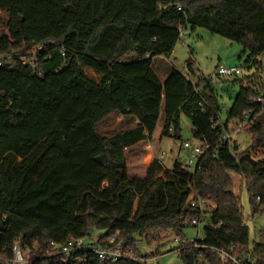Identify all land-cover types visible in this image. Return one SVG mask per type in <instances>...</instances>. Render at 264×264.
I'll return each mask as SVG.
<instances>
[{"label": "trees", "instance_id": "1", "mask_svg": "<svg viewBox=\"0 0 264 264\" xmlns=\"http://www.w3.org/2000/svg\"><path fill=\"white\" fill-rule=\"evenodd\" d=\"M0 11V262L18 242L33 264H61L48 244L93 232L115 236L135 258L150 257L140 243L160 256L168 238L187 241L195 192L214 208L199 247L177 253L182 264H222L213 250L230 245L264 264V234L251 236L232 178L251 217L264 216V159L255 158L264 154V0H0ZM180 28L242 49V76L215 81L240 87L224 121L211 77L198 79L191 58L164 82L156 75L154 60L172 56ZM112 115L133 126L102 136L97 127ZM181 119L204 147L192 171L154 160L144 178H129L128 155L159 120L161 137L180 139ZM218 122L226 130L245 123L240 147L220 141Z\"/></svg>", "mask_w": 264, "mask_h": 264}, {"label": "rangeland", "instance_id": "2", "mask_svg": "<svg viewBox=\"0 0 264 264\" xmlns=\"http://www.w3.org/2000/svg\"><path fill=\"white\" fill-rule=\"evenodd\" d=\"M7 15L5 12L0 11V36L4 33V22ZM184 45H183V43ZM189 48L192 51V57L189 54ZM242 49L235 43L230 42L216 34H212L204 29H196L186 39H181L174 49V55L170 58V63L173 68L178 72H183L185 63L191 58L194 62V67L198 73H202L205 78L213 77L217 66L229 67L240 66L239 56ZM160 62H157L159 64ZM163 62H161L162 64ZM156 64L154 63V66ZM163 65V64H162ZM154 68V67H153ZM168 67H165L167 69ZM170 68V67H169ZM168 68V70H169ZM156 69V67H155ZM87 76L93 77L91 72L86 71ZM159 80L164 78L163 73L156 72ZM196 78L193 79V82ZM212 79L213 88L218 94V103L222 109L219 114L221 121L225 119V111L228 109L232 101L239 90V84L218 83ZM133 124H127L122 121V118L118 115H112L102 124H99L97 129L102 136H112L114 133L128 129ZM162 122L159 120L157 127L150 140L146 141L142 145L137 146V150H133L127 157V174L129 178L142 179L145 177L146 170L150 163L157 160L167 171L172 170L175 162L185 164L189 157L196 156L194 149L198 145V141L193 139L190 126L185 119H181V133L180 139H174L172 137H161ZM244 135L240 138L243 142ZM188 142L190 149L183 148V144ZM256 159H264V154L255 155ZM192 159V158H190ZM197 158L192 159V165L190 168H194ZM236 183L235 193L238 195L242 213L245 219V224L249 228L251 236L255 234L254 241H260V235L264 234V216L256 215L251 217L248 207V197L244 186L239 185L240 178L232 176ZM205 223H202L198 228L185 227L182 229L183 236L187 241L195 240L196 238H203V229ZM94 232V235H97ZM173 238H168L164 244V250L161 251V255L152 258L151 253L155 254L158 251L156 246H146L143 243L138 245L141 255H149V258H145L142 263L146 264H182L177 252L165 253L169 251V247H172Z\"/></svg>", "mask_w": 264, "mask_h": 264}, {"label": "built area", "instance_id": "3", "mask_svg": "<svg viewBox=\"0 0 264 264\" xmlns=\"http://www.w3.org/2000/svg\"><path fill=\"white\" fill-rule=\"evenodd\" d=\"M177 10L180 11V8L177 7ZM179 36L181 39L187 38V32L185 29H179ZM184 45V43H183ZM46 46H37L33 48L31 52V58L34 60L36 56L42 52ZM8 60L11 57L7 58ZM20 62L23 65L30 64L25 58H20ZM197 71V69L195 68ZM241 70L237 66L229 67H218L214 73V76L211 78L215 81H218L220 78H232V77H241ZM198 79H203V75L198 73ZM258 102L262 103L260 99ZM222 132L220 134V141L227 143L230 146H241L240 138L244 133L245 123L239 124L235 129L226 130L223 129L220 122H218ZM229 128H232L229 126ZM199 142V141H198ZM185 149H190L191 145L186 142L183 144ZM195 155L189 157L188 161L185 163L189 168V171H192L190 166L192 165V159H196L204 153V147L201 142L198 143L197 147L194 149ZM192 158V159H190ZM190 208L197 211L196 217L190 218V224L193 227L198 228L204 222V216L207 211H211L214 206L210 204L205 199L200 198L195 192L192 193ZM198 239V238H197ZM199 247L195 240L190 241H181L178 237H174L172 240V249L171 252H186L191 254L193 249ZM218 256L222 264H255L256 259L253 257L252 251H245L239 254L234 245H230L227 249H216L213 250ZM24 251L18 242H15L11 247L12 257L8 260H5L1 263L3 264H33L31 259H25ZM48 253H57L61 256V264H89V261L94 260L99 263H111L114 264L119 260H132V261H145L144 258H135L132 253L127 249H123L122 244L116 243V237H106L100 239L99 235H94L90 233L81 238H69L63 243L50 242L47 246ZM155 259V257H153Z\"/></svg>", "mask_w": 264, "mask_h": 264}, {"label": "crops", "instance_id": "4", "mask_svg": "<svg viewBox=\"0 0 264 264\" xmlns=\"http://www.w3.org/2000/svg\"><path fill=\"white\" fill-rule=\"evenodd\" d=\"M175 53H174V51H173V53H172V55H174ZM171 58V57H170ZM170 58L169 59H164V58H159V59H156V60H154V63L156 64L155 66H154V68L156 67V69H155V71L156 72H161V73H163V75H164V78L162 79V80H160V82H164V80H165V78H166V75H167V71H168V68L170 67V68H173L172 66H171V63H170ZM157 62H160L159 64H157ZM161 62H163L162 64H161ZM165 67H168L167 69H165ZM218 67H222V66H217V68ZM216 68V69H217ZM175 69V68H174ZM200 73V72H199ZM201 75H203L202 73H200ZM196 76H197V73H196ZM169 253V252H168Z\"/></svg>", "mask_w": 264, "mask_h": 264}, {"label": "water", "instance_id": "5", "mask_svg": "<svg viewBox=\"0 0 264 264\" xmlns=\"http://www.w3.org/2000/svg\"><path fill=\"white\" fill-rule=\"evenodd\" d=\"M0 264H3V263L0 262Z\"/></svg>", "mask_w": 264, "mask_h": 264}]
</instances>
